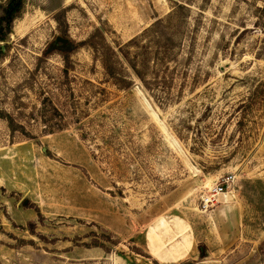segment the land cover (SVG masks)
I'll return each mask as SVG.
<instances>
[{
	"label": "rangeland",
	"instance_id": "374dc122",
	"mask_svg": "<svg viewBox=\"0 0 264 264\" xmlns=\"http://www.w3.org/2000/svg\"><path fill=\"white\" fill-rule=\"evenodd\" d=\"M0 48V264H264V0H24Z\"/></svg>",
	"mask_w": 264,
	"mask_h": 264
},
{
	"label": "trees",
	"instance_id": "16d2710c",
	"mask_svg": "<svg viewBox=\"0 0 264 264\" xmlns=\"http://www.w3.org/2000/svg\"><path fill=\"white\" fill-rule=\"evenodd\" d=\"M23 4H24V0H7L5 5L2 6L1 15H0V42H3L6 40V35L11 29L12 22L20 16L21 10L23 8ZM100 34L101 33L99 32V35ZM158 42L162 43L163 51L161 52L164 54V56L160 58V61H163V59H166V57H168L167 54L171 53L175 49V47L178 46V42H176L175 38H173L172 35H163L161 40H159ZM55 44L56 45H54V43H51V47H53V49L58 50L63 55H67V52H66V47L68 46L67 43L55 41ZM0 51H1V48H0ZM46 55H48V52L44 53V57ZM122 55L128 61L130 68L135 73V75L140 79V81L144 84V86L146 88H150L151 82L150 80H147L145 76L146 70L138 69L133 64V62H131L128 59V57L125 54L122 53ZM110 57H112V52H109L107 56L105 55L102 58L103 66L106 69V72H108V74L111 77H113L115 80H122L123 78L119 77V75L116 74V72L114 71V68L111 66L112 62H111ZM164 62L165 61H163V63ZM151 81H158V78L154 76L153 80ZM203 256L204 254L201 252L200 257H203Z\"/></svg>",
	"mask_w": 264,
	"mask_h": 264
},
{
	"label": "built area",
	"instance_id": "2783aa9c",
	"mask_svg": "<svg viewBox=\"0 0 264 264\" xmlns=\"http://www.w3.org/2000/svg\"><path fill=\"white\" fill-rule=\"evenodd\" d=\"M227 182H229V179L222 178V182H216L209 188L208 193L205 194L203 198H201L202 207L204 209L213 205L215 201H218V198L221 194H223L224 189L226 188Z\"/></svg>",
	"mask_w": 264,
	"mask_h": 264
},
{
	"label": "water",
	"instance_id": "95a60500",
	"mask_svg": "<svg viewBox=\"0 0 264 264\" xmlns=\"http://www.w3.org/2000/svg\"><path fill=\"white\" fill-rule=\"evenodd\" d=\"M55 41H56V42H67V39H64V38H61L60 36H57V37L55 38Z\"/></svg>",
	"mask_w": 264,
	"mask_h": 264
},
{
	"label": "bare ground",
	"instance_id": "6f19581e",
	"mask_svg": "<svg viewBox=\"0 0 264 264\" xmlns=\"http://www.w3.org/2000/svg\"><path fill=\"white\" fill-rule=\"evenodd\" d=\"M220 196L223 197V196H225V195L221 194ZM218 200H219V199H218ZM152 250H153V249H152ZM153 256H154V255H153ZM154 257H155V256H154Z\"/></svg>",
	"mask_w": 264,
	"mask_h": 264
},
{
	"label": "flooded vegetation",
	"instance_id": "af4514ba",
	"mask_svg": "<svg viewBox=\"0 0 264 264\" xmlns=\"http://www.w3.org/2000/svg\"><path fill=\"white\" fill-rule=\"evenodd\" d=\"M62 43H67V42H62Z\"/></svg>",
	"mask_w": 264,
	"mask_h": 264
}]
</instances>
